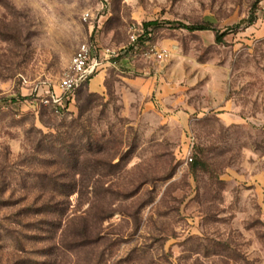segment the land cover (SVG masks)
<instances>
[{
  "label": "rangeland",
  "instance_id": "rangeland-1",
  "mask_svg": "<svg viewBox=\"0 0 264 264\" xmlns=\"http://www.w3.org/2000/svg\"><path fill=\"white\" fill-rule=\"evenodd\" d=\"M256 12L0 0V264H264ZM83 42L100 68L61 93Z\"/></svg>",
  "mask_w": 264,
  "mask_h": 264
},
{
  "label": "built area",
  "instance_id": "built-area-1",
  "mask_svg": "<svg viewBox=\"0 0 264 264\" xmlns=\"http://www.w3.org/2000/svg\"><path fill=\"white\" fill-rule=\"evenodd\" d=\"M256 15L259 22H264V0L257 1ZM83 17L85 19L86 15ZM104 52L106 53L107 51ZM99 68V62L95 57V53L91 45L87 42L81 43L72 56L67 71L58 82V87L60 88L61 93L70 92L75 89L80 83L90 79V76H93ZM47 96V102L51 100L59 106H62L63 100L61 96L55 94L54 92H50ZM56 108L59 109V107ZM188 160H192L191 156L188 157Z\"/></svg>",
  "mask_w": 264,
  "mask_h": 264
},
{
  "label": "trees",
  "instance_id": "trees-1",
  "mask_svg": "<svg viewBox=\"0 0 264 264\" xmlns=\"http://www.w3.org/2000/svg\"><path fill=\"white\" fill-rule=\"evenodd\" d=\"M257 1L258 0H254V5L257 6ZM169 23H171L172 21H168ZM159 24V22L157 20H148V21H144L142 23V29L144 30V33L148 32V28L151 26H157ZM178 25L184 29H187L189 31H195V30H206V29H210V27L206 24L200 23V24H185V23H181L179 22ZM224 33H220L218 31H216L215 34V40L216 42H221L223 39ZM92 76H90L91 78Z\"/></svg>",
  "mask_w": 264,
  "mask_h": 264
}]
</instances>
